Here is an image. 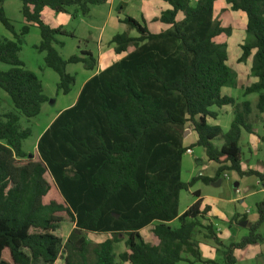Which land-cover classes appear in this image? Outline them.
<instances>
[{"label":"trees","instance_id":"16d2710c","mask_svg":"<svg viewBox=\"0 0 264 264\" xmlns=\"http://www.w3.org/2000/svg\"><path fill=\"white\" fill-rule=\"evenodd\" d=\"M5 1L0 0V22L14 39L0 38V62L9 65L0 69V88L17 111L32 118L49 99L42 81L20 58L30 24L40 30L36 48L59 75L57 91L67 95L75 84L67 66L82 63L93 70L97 60L89 50L63 58L56 47L64 45L59 37L75 36L63 26L46 24L42 11L68 13L75 7L86 16L92 5L106 0H20L28 23L20 31L7 17ZM163 1L170 7L155 20L170 27L154 33L144 21L126 15L121 22L127 30L111 43L117 54L130 45L135 49L84 84L75 104L42 133L32 158L23 150L31 129L22 128L18 112L0 109V264H56L61 248L63 264H236V249L264 242L258 232L264 200L256 205L259 217L247 235L229 244L212 223H203L208 208L201 209L200 199L179 214L180 193L198 181L210 183L225 171L261 181L264 174L241 168L239 142L243 130L253 131V107L222 94L224 87H236L237 74L228 65L232 29L215 17L217 0ZM226 2L246 14L250 39L241 45L239 62L251 60L258 80L243 92L258 94L255 118L264 125V0ZM225 105L234 115L227 132L207 121L217 118L214 108ZM188 124L198 136L191 147L183 145ZM193 147H203L208 159L220 164L215 178L199 174L182 180V157ZM173 220L177 227L170 225ZM62 223L75 226L66 243L57 234ZM152 223V240L146 241L140 230ZM84 232L113 237L90 251ZM119 234L126 237V248L117 254ZM199 234L222 248L221 262L202 257Z\"/></svg>","mask_w":264,"mask_h":264},{"label":"crops","instance_id":"0c3cea01","mask_svg":"<svg viewBox=\"0 0 264 264\" xmlns=\"http://www.w3.org/2000/svg\"><path fill=\"white\" fill-rule=\"evenodd\" d=\"M108 2L109 0H106L105 3L98 4V5L102 6V5L107 4ZM128 2L129 0H119L117 8H116L118 12L115 18L111 21V22L114 21V23H116V26L120 24L124 25V23L120 22V16L124 18L126 15H128V16H131L137 19L140 22L144 21L145 24L150 29V31L154 33H159L170 27L169 25H166L164 23H161L160 21L155 20V18L160 16L162 11L170 7L165 1L163 0H130L129 3H132L131 5L134 6L133 9L131 10L129 9V11L128 10L124 11V7L122 5L123 3H126V5H128ZM114 4H116V2ZM93 6H96V5H92L91 7ZM218 6L224 10H231L230 5L226 2V0H222V1L217 0L215 2L214 10H216ZM93 11H94V8H91L90 13L86 16H83L79 12L76 11L75 7L69 8L68 13L67 12L57 13L54 10H52L50 7H45L42 11V19L46 24H48L49 26L53 28L63 26L66 30H69L67 29V26L71 24L72 20H77V19H80L81 17H88L92 15ZM234 12L238 14L239 18H241L242 20H246V14L244 12L242 11H234ZM101 15L102 13L95 15V22L91 23L87 27L88 28L87 34L85 35L86 37H84V43H83L85 45V48L84 49H82L81 47L79 48V51L81 50L91 51L97 60V65L93 70H87L84 67V65L81 63L84 69L86 70L85 72L86 78L83 81L81 89L91 77L103 71L104 69L112 65L114 62L120 60V58L122 57L120 56L122 54H117L115 52L113 45L110 48L104 45L105 41H111L115 33L110 32L111 30L108 29L110 20L103 17V15L102 16ZM180 15H183V13L178 14L177 16L178 20H180L179 18ZM133 32L134 31H131V34L136 35ZM61 37H59L60 41H62ZM230 40L231 38L229 37L227 39L228 46H229ZM239 43L240 42H238V46H240ZM91 44L92 46H94V50L87 48ZM57 46L58 45H56V47ZM241 53L242 52H239V51L237 52L235 60L237 61L239 60ZM228 61H229V54H228ZM240 63H243V64L246 63V65L247 64L249 65V60L246 62H239V65ZM233 70L237 74L236 89H238L239 87L243 89L257 82L258 80V78L252 75L251 73V65L249 68V74L243 71L242 67L240 66L238 70L237 69L236 70L233 69ZM232 91H233L232 87L231 88L224 87L222 89V94L233 97ZM76 101L77 100L75 98L72 105H74ZM255 104L256 102L252 103L253 131L247 132L243 130L241 133V138H240V142H241V139L243 137V132H246L248 134V139H249L248 144L249 145L247 149L249 151V154L252 155V157L244 158L243 152H242L241 168L243 171L254 170V171H259L264 174V158H259L260 153L264 152V132H263L264 125L261 120L259 119L257 120L255 118L258 114L255 108ZM72 105H70L69 107H71ZM214 110L218 111V116L217 118H211V117L207 118L208 123L212 126H220L223 131L226 130L224 129V127L226 126L222 124V115L225 116L230 113H233L232 106L225 105L221 108H214ZM261 116H264V114H262ZM230 126H231V123H230ZM224 132H227V131H224ZM184 133L185 134L183 138V145L185 147H191V145L197 141V138H198L197 133L193 130L192 126L190 128H187ZM240 142H239V145H240ZM215 143L219 147H221L222 145V141L220 140H216ZM196 148L198 150H197V155L195 156V158H198L199 162L197 165L200 166V171L198 172L197 175L201 174V175L210 177L211 179L215 178L217 169L220 164L214 161H210L203 147H196ZM190 150L191 152L187 151V153L192 154L194 156L196 154V150H194V147L191 148ZM254 156H257L258 158L257 157L254 158ZM209 168L212 169L210 173L204 172V170H208ZM219 179L221 180V183L220 185H217V181ZM229 179L233 180L235 193H236L237 188L240 190L239 194L236 193L237 195L236 197H230V198L210 197V194L208 193L210 186L217 188V186L224 185V182L228 181ZM199 183H202V186L205 187L204 190L200 186L198 187ZM194 188L195 190L193 191ZM191 190L193 193L197 191L199 194V196L195 197V199L192 202L194 203L197 199H200L202 201L201 209L204 210L205 208H208V211L205 215V219L203 223L204 224H208L209 222L212 223L217 230V234L220 240L224 244H229L230 242H233L234 240L228 243L226 242V240H231V238L239 237L241 239L243 236L247 235L250 226L253 223H255L259 217L256 205L258 202L264 200V181H261L255 175L240 176L235 171H225L224 173L221 174V176L217 180L211 181L210 183H204L202 181H198L194 185V187L190 188V192ZM217 193L222 194V192H219V191H217ZM217 193L214 192V194H217ZM259 194H263V196L258 197ZM181 196H182V192L180 193L179 207L182 201ZM249 199H253L252 203L249 201ZM251 204H253V206L255 207L254 212H252V210L250 209ZM186 209L182 211L179 210V214H182ZM174 223H175V220L170 222V225L172 227H177L178 225L176 226ZM154 225L155 223H152L140 230V233L142 234V236L144 237L146 241L152 240L151 230L154 227ZM147 229H148V234L146 232ZM240 239L235 240L234 242H238ZM198 240H199L202 257L204 259L215 260L218 262L222 261V258H223L222 248L221 250H219L216 244H214L212 240L205 239L202 235H201V239L198 236ZM234 255L237 259L236 264H240V262L250 264L254 259L264 258V242L248 245L242 249H236L234 251Z\"/></svg>","mask_w":264,"mask_h":264},{"label":"rangeland","instance_id":"374dc122","mask_svg":"<svg viewBox=\"0 0 264 264\" xmlns=\"http://www.w3.org/2000/svg\"><path fill=\"white\" fill-rule=\"evenodd\" d=\"M198 0H191L192 4H195ZM222 1V0H220ZM111 2V3H110ZM116 2V4H114ZM119 0H109V2L105 5L99 6H93L91 8H94V11L92 15L88 17H81L77 20H72L71 24L67 26V29L70 30L76 37H70V36H63L61 37L63 41V46H57V49L60 53V55L63 58H68L69 56L73 54H79V48L82 49L85 48L84 43V37L87 34V27L95 22V15H98L102 13L103 17L110 20V23L108 25V29L111 30L112 33H122L127 30V26L124 24H120L116 26V23L111 22L118 10ZM130 2V0H129ZM126 5V3H123L124 11H129V9H133L134 6H132V3H129ZM3 7L5 9L7 17L10 19V21L14 24L17 31H20L22 27L26 24H28L21 12L22 9V3L20 0H6L3 4ZM57 14V13H56ZM215 17L218 18L222 25L225 27H230L232 29V34L230 36L231 40L229 42L228 46V54H229V61L228 64L232 69H239V66L242 67V70L249 74V68L251 65V60H249V65L246 63H240L239 60H235V57L237 55V52H242L241 45L244 43L245 40L250 39L246 32V20H242L239 18L238 14L232 10H224L221 7H217V9L214 12ZM101 15V16H102ZM59 16V15H57ZM184 15H180V20L183 19ZM122 17L120 16V22ZM30 31L29 33L23 37L22 42V50L20 52V58L24 62L25 67L31 71H33L39 79L42 81L43 87H44V93L48 97V101L43 103L42 109L39 115L27 118L23 114H21L19 111H17L8 96V94L0 88V109L2 113L8 112V111H16L18 112L20 116V125L23 129L30 128L31 129V135L23 141V150L27 152L28 154H33V152L36 150V146L38 143V140L42 133L49 127V125L54 121V118L59 114V112L63 109H66L70 105H72L73 101L77 100L79 93L81 91V86L83 84V81L86 78L83 65L81 63L77 64H69L67 66V71L75 77V84L72 86V90L69 94L64 95L61 92L57 91V84L59 82V75L50 67H48L45 63V53L40 52L36 46L39 45L41 41L40 36V30L37 27L36 24L32 23L30 24ZM68 30V31H69ZM134 34H137L135 31ZM0 38H7L10 40L14 39L13 34L7 30L3 24L0 22ZM238 42L240 46H238ZM104 45L108 46L109 48L114 44L111 43V41H105ZM88 49L94 50V46L92 44L87 47ZM135 49L133 45H130L128 52L122 53L121 58L125 57L129 52H132ZM120 58V59H121ZM237 61V63H236ZM9 68V65L4 64L0 62V69L1 70H7ZM231 88V87H230ZM232 96L235 99H238L239 101L248 100L252 103H255L258 97L257 93H252L249 95H244L243 89L239 87L236 89V87H232ZM57 101V102H56ZM234 115L233 113H230L228 115H222V124L225 125L224 131H228L230 129V123L233 120ZM191 125L188 124L185 127V130L187 128H190ZM185 132V131H184ZM264 132V131H263ZM262 133V132H261ZM185 134V133H184ZM248 134L246 132H243V137L240 142V148L242 149L244 158H251L252 155L249 154V151L247 149L248 147ZM194 150H196V154L193 156L192 154L185 153L182 157V164H181V178L183 181H189L192 179V177L197 176L198 172L200 171V166H198V162L196 161L195 156L197 155V148L194 147ZM257 156H254L256 158ZM258 158V157H257ZM259 158H264V152L260 153ZM212 171L211 168L208 170H204V172L210 173ZM201 187L203 190L205 187L202 186V183L198 184V187ZM194 187V186H193ZM192 188V187H191ZM195 188L193 189V191ZM217 191L222 192V194L217 193ZM216 192L217 194H214ZM208 193L210 194V197H236V193L234 191V183L232 179H229L228 181L224 182V185L217 186V188L210 186ZM263 194H259L258 197H262ZM182 201L179 207V210L182 211L192 205V201L195 199L194 193L190 192V189L187 191H182ZM249 201L252 203L253 199H249ZM190 205V206H189ZM250 209L252 212L255 211V207L253 204H251ZM176 226L178 225V221L175 220L174 223ZM75 228L73 223H62L59 225L57 234L63 239V243H66L69 237H71V234L73 232V229ZM148 234V229H147ZM258 232L264 237V223L260 226L258 229ZM84 236L88 242L90 251L94 246H96L98 243L104 241L107 238H112L113 236L106 233H92V232H84ZM119 241L115 243V252L117 254L123 252L126 248L125 246V236L119 234L118 236ZM199 238L201 239V235L199 234ZM240 239L239 237L231 238V240H226V242L235 241ZM215 244V243H214ZM62 250V251H61ZM61 255L59 257V260L56 262V264H63L64 263V249L61 248ZM42 264V263H38ZM123 264H126L123 262ZM240 264H248L240 262ZM250 264H264V258H258L254 259Z\"/></svg>","mask_w":264,"mask_h":264},{"label":"water","instance_id":"95a60500","mask_svg":"<svg viewBox=\"0 0 264 264\" xmlns=\"http://www.w3.org/2000/svg\"><path fill=\"white\" fill-rule=\"evenodd\" d=\"M28 157H29V158H32V157H33V154H29ZM220 183H221V180L219 179V180L217 181V185H220Z\"/></svg>","mask_w":264,"mask_h":264},{"label":"built area","instance_id":"2783aa9c","mask_svg":"<svg viewBox=\"0 0 264 264\" xmlns=\"http://www.w3.org/2000/svg\"><path fill=\"white\" fill-rule=\"evenodd\" d=\"M187 151H188V152H191V150H190V149H189V150H187ZM226 176H227V175H226ZM236 193H238V194L240 193V190H239L238 188L236 189Z\"/></svg>","mask_w":264,"mask_h":264}]
</instances>
